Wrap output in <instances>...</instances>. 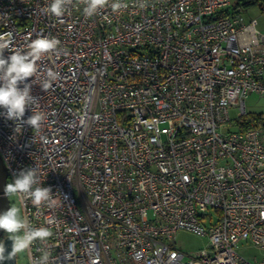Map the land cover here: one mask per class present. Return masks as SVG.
Listing matches in <instances>:
<instances>
[{"label":"built area","instance_id":"2783aa9c","mask_svg":"<svg viewBox=\"0 0 264 264\" xmlns=\"http://www.w3.org/2000/svg\"><path fill=\"white\" fill-rule=\"evenodd\" d=\"M248 1L125 0L87 17L73 0L56 17L51 0H0V34L16 47L59 41L32 88L41 128L17 135L0 109L8 183L36 168V186L52 189L51 207L19 201L50 230V264H264V115L246 108L264 97V32L235 10ZM182 230L209 246L185 253Z\"/></svg>","mask_w":264,"mask_h":264},{"label":"clouds","instance_id":"9594fccd","mask_svg":"<svg viewBox=\"0 0 264 264\" xmlns=\"http://www.w3.org/2000/svg\"><path fill=\"white\" fill-rule=\"evenodd\" d=\"M83 5L84 15L94 17L106 6L115 13L127 7L125 0H79ZM139 6L144 3L138 0ZM73 0H51L45 9L56 17L62 16L72 6ZM59 41L37 37L31 40L25 47L15 46V36L12 32L0 34V109H3V117L13 121L15 131L20 135L27 125L33 130H38L45 119L42 111H37L38 99L32 94V88L36 85V78L41 72L40 61L47 55L56 53ZM8 53L5 56V53ZM58 74L48 70L47 76L41 81L39 87L47 91L53 86ZM23 85V87H21ZM31 115L25 120L27 111ZM39 176L36 168H27L19 172L12 182H9L4 193L11 201L16 197L19 201L30 200L34 206H52L53 193L50 187H39ZM0 231L6 234V239L12 241L11 251L8 252L5 241L0 240V264L6 261L16 260L17 256L24 252L31 253L33 245L39 242L41 255L32 258V264H50V251L47 241L51 236L46 227H34L26 216L21 215V209L15 204L0 213Z\"/></svg>","mask_w":264,"mask_h":264},{"label":"rangeland","instance_id":"374dc122","mask_svg":"<svg viewBox=\"0 0 264 264\" xmlns=\"http://www.w3.org/2000/svg\"><path fill=\"white\" fill-rule=\"evenodd\" d=\"M242 14L248 21L254 18L259 19V29L264 32V19L262 17L261 9L258 3H256V5H251L243 8ZM246 108L249 113V117L264 115V97L255 93H251L246 100ZM231 117L241 119V117H239L238 113H236L235 111L231 113ZM242 119L244 120L245 117H242ZM236 129V126L232 128V130ZM10 203H13L20 208L19 200L16 197H13ZM175 240L178 243V247L182 248V250L187 254L199 253L209 246V239L207 237H199L183 230L177 233ZM247 246L248 245L246 243L240 245V249L246 252L247 257L261 258L263 256L262 251H260L259 249L254 247L247 248ZM17 264H28L26 252L21 253L17 256Z\"/></svg>","mask_w":264,"mask_h":264},{"label":"water","instance_id":"95a60500","mask_svg":"<svg viewBox=\"0 0 264 264\" xmlns=\"http://www.w3.org/2000/svg\"><path fill=\"white\" fill-rule=\"evenodd\" d=\"M8 184V170L0 154V213L8 210L11 206L10 200L6 197L4 189ZM8 252L11 251L12 241L4 239ZM5 264H17L16 260L6 261Z\"/></svg>","mask_w":264,"mask_h":264},{"label":"trees","instance_id":"16d2710c","mask_svg":"<svg viewBox=\"0 0 264 264\" xmlns=\"http://www.w3.org/2000/svg\"><path fill=\"white\" fill-rule=\"evenodd\" d=\"M256 3H258V1H255V0H251L248 2H241V3L237 4L238 7H236L235 10L236 11H238V9L243 10V8H246L247 6L256 5ZM252 127H254V126H251L249 124H245L240 129H242V131H245V130H249ZM5 238H6V234L3 231H0V240H4Z\"/></svg>","mask_w":264,"mask_h":264},{"label":"crops","instance_id":"0c3cea01","mask_svg":"<svg viewBox=\"0 0 264 264\" xmlns=\"http://www.w3.org/2000/svg\"><path fill=\"white\" fill-rule=\"evenodd\" d=\"M264 19V18H263ZM258 21H259V19H258ZM259 23H260V21H259Z\"/></svg>","mask_w":264,"mask_h":264}]
</instances>
